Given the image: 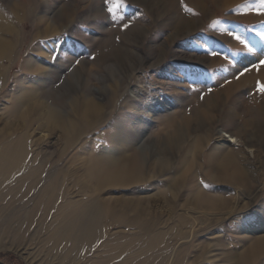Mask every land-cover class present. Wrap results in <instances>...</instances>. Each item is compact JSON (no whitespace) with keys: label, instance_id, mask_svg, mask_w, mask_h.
Listing matches in <instances>:
<instances>
[{"label":"rangeland","instance_id":"obj_1","mask_svg":"<svg viewBox=\"0 0 264 264\" xmlns=\"http://www.w3.org/2000/svg\"><path fill=\"white\" fill-rule=\"evenodd\" d=\"M109 2L0 0V41L11 46L0 59V150L21 138L27 145L18 169L0 166V264H264L251 254L264 237V123L254 146L243 143L255 131L230 137L264 113L261 0H111L121 4L115 20ZM28 60L37 71L24 69ZM33 90L39 98L16 110ZM230 90L228 107L241 114L234 123L218 99ZM86 100L101 104L102 117L84 115ZM209 100L219 106L211 127ZM47 106L65 126L48 119ZM172 122L185 133L179 151L167 146ZM207 129L211 141L200 147ZM226 148L254 163L251 193L206 177L213 152ZM106 149L146 157L145 179L98 181L90 158ZM161 151L171 165L161 167ZM47 185L49 203L39 199ZM201 191L225 198L224 207ZM89 206L99 209V230L79 238L77 214Z\"/></svg>","mask_w":264,"mask_h":264},{"label":"bare ground","instance_id":"obj_2","mask_svg":"<svg viewBox=\"0 0 264 264\" xmlns=\"http://www.w3.org/2000/svg\"><path fill=\"white\" fill-rule=\"evenodd\" d=\"M0 19L3 20L2 15H0ZM1 20H0V28L2 27V24H3V23H1ZM10 47L11 46L9 44H7V42L4 43V42L0 41V59L6 57L7 54L10 53ZM35 63H37V62H35ZM23 67L25 70H28V71H37L38 70L37 65L34 64L33 62L29 61V60H28V62L25 63V65ZM261 69L264 71V66L258 68L259 71H261ZM250 73H253V72H250ZM262 77H264V74L262 75ZM232 87H234V86H232ZM229 88H231V86ZM231 90H233V88ZM231 90H230V92L228 91V94L226 93L225 96H223L224 94H222V95L220 94L219 98L218 97L217 98L224 103L226 102L225 105H227V107H223V110H222L223 119H227L229 123H234L236 121V118L238 117V119H239L241 114L238 112L237 109H233V108L228 107L230 105V100H231V96H232ZM37 91L38 90H33V92H31V93H23V94L21 93L17 97L18 104L16 106V110L24 108V105L26 103H28L29 100L31 101V100H34L36 98H39ZM37 101L39 102L38 99H37ZM209 101L211 102V104L209 106V110H206L208 114H207L205 120H207L209 127H211V124L215 120H217L216 116H214L211 113V111H213V110L216 111L219 106L217 105L218 103L215 102V100H214V102H212L213 100H209ZM98 103L93 101V100H86L84 102V107H83L85 109L84 115L88 116V118L92 117V116H94L95 118L102 117L99 115L100 114L99 112L101 110V106H100L101 104L99 105ZM232 104H233V102H232ZM222 105H223V103H222ZM233 106H235V104ZM258 109L259 108H257V110ZM21 112H22V110H21ZM16 114H18V113H16ZM25 115H27V114H25ZM47 116H48V119L57 122V124H59V125L60 124H62L64 126L66 125V123H64L62 121L63 116L55 108H51L50 106H47ZM23 117H24V115H23ZM263 123H264V113L260 112V110H258L256 112V116H254V118L243 122V125H244L243 131L237 132L236 134H234L233 132H230V137H232V138L243 137V136H245V134H247L246 133L247 131H255V133L253 132L252 135L250 134L251 137L247 138V136H246L244 143H243V144H245V146H254L255 144L261 143V138H262L261 136L262 135L260 136V134H261V127H262ZM186 124L188 125V121H186ZM202 124L204 125L203 120L200 122L199 127H201ZM170 126H172L171 128L173 129V133L170 136L171 137L170 142H168L167 146H168V148H170L173 151H176V150L179 151L180 146L184 142L183 141L184 135H185L184 130L181 129V126L180 127L177 126L175 122H172L170 124ZM78 127L79 126L75 125L74 123H71L69 126H67L65 128H68L71 130H76V129H78ZM211 137H212V129H207V131L205 133H203V135L200 136V141L197 142L198 146L202 147L203 144L204 145L209 144V142L211 141ZM26 147H27V145H26L25 139L21 138L14 145H12V147L8 146V147H4L0 150V166H2V165L4 166L2 168L3 169L2 172H6L8 169L16 170L20 167V164L24 160H26V158H27ZM104 151H105L104 153H101L98 156L90 158L89 164L92 167H97V171L94 173V175H95L94 177L96 179H98V181H100L103 184L105 182L106 183L111 182V183H115V184H122V183L124 184V183L137 182V181L139 182V181L145 179L142 177V174H143L142 169L144 167V164H145L144 160L146 157L139 156V154H138L134 157H131V158L129 157L131 160L128 161L127 158L122 156L121 153H114V151L108 150V149H106ZM165 152L161 151V153H160L161 155H163L160 159L162 162L161 163L162 168L164 166H166V167L169 166L170 160H171V159L169 160L168 157L165 156ZM168 153H166V155ZM211 156H212V158L215 159V161H211L210 165L211 164H213V165L208 168V170L206 172L207 175L205 174L208 179L212 180L213 182L220 184L223 188L231 186V187H234L236 189H241L244 193H251V191H254L255 184L260 179V176H259L260 174L255 172L254 170H252L254 163L252 161H249V159L245 157L243 152H239L237 150H232L230 148L229 149L226 148L224 150H220V149L215 150V152H213V154ZM192 164H193V161L191 162L190 166L185 170V173L184 172L182 173L183 174L181 177L182 181H185L187 179V178L185 179V176L188 175V172L190 171ZM5 165H8V166H5ZM158 166H159V164H158ZM39 171H41V168L38 167L36 170L32 171V175L35 176V174H37ZM179 180L177 179V184H176V182L174 183V185H175L174 188L178 185ZM33 183L35 185L41 184V182L39 181V178L35 179L33 181ZM43 189H44L42 191L43 195L41 196V192H40V196L38 195L40 201L45 200L46 203L51 202L55 198L54 189H52L50 185H47L46 188L43 187ZM203 191H201V193L203 195V196H201L203 201H205V199L209 200V203L213 205L212 207H215L214 209H216V207L218 208V206L224 207L223 204H224L225 198L222 199L219 196L213 197V195L212 196L207 195V197H206L205 193H207V192L203 193ZM207 202L208 201H206V203ZM209 203H207L208 208L210 207ZM226 203H227V201H226ZM214 209L212 211H214ZM229 210H230V208H229ZM230 211H229V213H230ZM96 212L99 213V209L97 207H94V206L92 208L90 206L88 208L85 207L84 209H81L80 211H78L77 216H79V217L75 221V224L77 223L76 231L78 233L79 238L91 239L94 236H97L96 233H98V230H99L98 229L99 223H98V220L96 219V217H97L96 216L97 214H95ZM87 236H90V237H87ZM251 254L254 258L264 254V237L257 240V242L255 243V245L251 251ZM258 258H260V257H258Z\"/></svg>","mask_w":264,"mask_h":264},{"label":"snow or ice","instance_id":"obj_3","mask_svg":"<svg viewBox=\"0 0 264 264\" xmlns=\"http://www.w3.org/2000/svg\"><path fill=\"white\" fill-rule=\"evenodd\" d=\"M121 6V4L120 3H112L111 2V0H110V2H109V7H108V12L109 13H111L112 14V18L115 20V19H119V17H117L116 15H115V13H116V9L118 8V7H120ZM260 12H261V14H264V0H261V8H260ZM128 27V25L127 24H125V28H127ZM237 40H240V37L239 36H236L235 37ZM242 43H243V41H241ZM250 51H251V49H249ZM211 55H217V53L216 52H212V53H210ZM225 59H227V57H225ZM261 64H264V61H261ZM260 91L261 92H264V84H262L261 86H260Z\"/></svg>","mask_w":264,"mask_h":264}]
</instances>
